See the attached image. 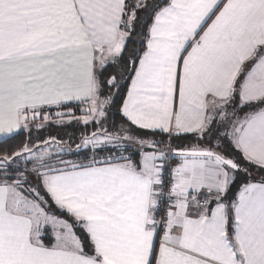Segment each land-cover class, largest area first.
<instances>
[{
    "label": "snow or ice",
    "instance_id": "1",
    "mask_svg": "<svg viewBox=\"0 0 264 264\" xmlns=\"http://www.w3.org/2000/svg\"><path fill=\"white\" fill-rule=\"evenodd\" d=\"M20 135L0 264H264V0H0Z\"/></svg>",
    "mask_w": 264,
    "mask_h": 264
},
{
    "label": "trees",
    "instance_id": "2",
    "mask_svg": "<svg viewBox=\"0 0 264 264\" xmlns=\"http://www.w3.org/2000/svg\"><path fill=\"white\" fill-rule=\"evenodd\" d=\"M81 131H82V126H70L67 127L66 129H53L52 134L57 136H64V137H67L68 135H75L78 137ZM24 139L25 136L20 135L17 139L11 141V143L9 144L0 143V149H5V148L10 149L16 145L21 144L24 141Z\"/></svg>",
    "mask_w": 264,
    "mask_h": 264
}]
</instances>
